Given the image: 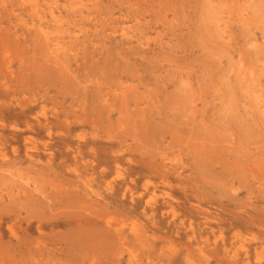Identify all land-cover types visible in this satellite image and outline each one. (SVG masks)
<instances>
[{
    "label": "rangeland",
    "instance_id": "1",
    "mask_svg": "<svg viewBox=\"0 0 264 264\" xmlns=\"http://www.w3.org/2000/svg\"><path fill=\"white\" fill-rule=\"evenodd\" d=\"M0 264H264V0H0Z\"/></svg>",
    "mask_w": 264,
    "mask_h": 264
},
{
    "label": "bare ground",
    "instance_id": "2",
    "mask_svg": "<svg viewBox=\"0 0 264 264\" xmlns=\"http://www.w3.org/2000/svg\"><path fill=\"white\" fill-rule=\"evenodd\" d=\"M105 115V114H104ZM121 119V118H120ZM122 121V120H121ZM211 159V158H210Z\"/></svg>",
    "mask_w": 264,
    "mask_h": 264
}]
</instances>
